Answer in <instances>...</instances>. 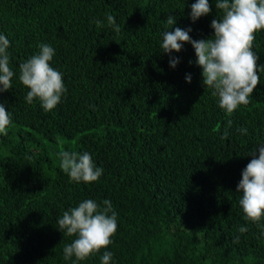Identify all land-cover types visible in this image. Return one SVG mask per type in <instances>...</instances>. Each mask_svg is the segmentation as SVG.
Here are the masks:
<instances>
[{"label": "trees", "instance_id": "1", "mask_svg": "<svg viewBox=\"0 0 264 264\" xmlns=\"http://www.w3.org/2000/svg\"><path fill=\"white\" fill-rule=\"evenodd\" d=\"M195 2L0 0L15 72L0 93L13 121L0 134V264H73L63 249L76 237L57 221L85 199L110 200L118 229L107 249L76 264H101L105 250L110 264H264V220L244 219L236 191L251 152L264 144V71L250 104L227 116L202 83L192 45L171 54L160 47L163 32L176 27H191L194 40L211 37V21L223 13L209 0L211 13L193 22ZM41 44L55 49L50 64L67 89L50 112L38 99L26 102L30 89L18 79ZM253 51L264 65V30ZM61 151L89 153L102 176L72 182Z\"/></svg>", "mask_w": 264, "mask_h": 264}, {"label": "clouds", "instance_id": "2", "mask_svg": "<svg viewBox=\"0 0 264 264\" xmlns=\"http://www.w3.org/2000/svg\"><path fill=\"white\" fill-rule=\"evenodd\" d=\"M215 4L223 15L211 21L214 33L210 38L194 40L189 35L191 27H176L174 31L163 32L160 47L164 53L171 54L173 51L180 52L184 43H190L195 50L196 63L202 69L203 85L213 90L219 107L230 117L240 106L250 104V97L260 84L259 72L264 71V65L258 64L259 56L253 51L255 33L264 30V0H216ZM190 7L189 15L193 22L212 11L209 0H196ZM103 23L101 20L95 21L97 27H102ZM166 23L170 29L175 18L168 16ZM107 24L115 32H120V26L111 14L107 15ZM9 47L10 41L0 34V93L12 88L15 75L10 67ZM54 54V48L41 44L37 54L19 65L18 79L30 89L25 97L26 102L32 104L34 99H38L45 112L52 111L67 91L63 74L50 64ZM179 62V57L169 60L172 68ZM185 79L190 83L192 77L188 74ZM12 123L11 113L0 104V134L6 136ZM227 123L230 127L232 121L228 120ZM237 130L247 134L246 128ZM227 136L225 130L222 139ZM250 155L252 159L243 169L236 191L242 193L239 205L244 219L260 225L264 220V144ZM59 157L60 168L72 182H96L103 174V168L97 167L87 152L61 151ZM102 203L103 206L93 199H85L78 206L64 211L58 219L59 230L68 237H76L63 249L65 260L75 257L73 264H76L113 243L112 237L118 229L117 213L110 200L105 199ZM247 231V227L240 226L241 234ZM261 234L264 235V229ZM234 242H239V236ZM112 257V252L103 251L101 264H110Z\"/></svg>", "mask_w": 264, "mask_h": 264}]
</instances>
